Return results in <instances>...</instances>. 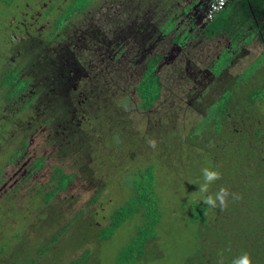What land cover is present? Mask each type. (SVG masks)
<instances>
[{"label":"rangeland","instance_id":"obj_1","mask_svg":"<svg viewBox=\"0 0 264 264\" xmlns=\"http://www.w3.org/2000/svg\"><path fill=\"white\" fill-rule=\"evenodd\" d=\"M42 3L49 1H0V264H68L82 253L81 264H118L144 219L134 213L110 231L111 216L131 200L135 171L151 164L159 221L156 238L134 264H217L220 253L225 264H231L235 256L250 250L261 252L252 257L253 264H260L264 260V249L259 248L260 243L264 246V102L251 105L248 95L264 80V63L256 71L264 44L254 39L234 52L228 37L215 39L210 44L214 57L201 60L203 73L195 82L184 75L185 63H181L183 72L179 65L173 66L179 41L173 45L172 34L160 36L136 54L140 63L151 50L164 49L168 56L158 69L162 95L151 111L139 108L140 98L132 94L138 81L134 77L120 86L124 97L111 99L118 93L102 86L108 97L99 106L93 101L87 104L84 108L92 110L87 116L73 111L55 124H38L36 119L44 111L41 102L30 109L15 96L5 97L1 80L10 54L8 35L21 36L26 28L34 31L47 12L49 19L58 17L54 8L43 11ZM41 11L40 21L34 22ZM227 47L233 51L232 60L215 64V56ZM221 68L224 71L216 75ZM223 89L227 95L233 91V96L218 131L210 107ZM149 139L157 141L155 149L149 147ZM41 156L44 164L34 170L33 163ZM58 165L74 179L49 204L45 190ZM204 167L222 174L212 192L223 186L243 199H230L225 211L196 200L193 193L202 182ZM199 210L204 212V223L195 218Z\"/></svg>","mask_w":264,"mask_h":264},{"label":"flooded vegetation","instance_id":"obj_2","mask_svg":"<svg viewBox=\"0 0 264 264\" xmlns=\"http://www.w3.org/2000/svg\"><path fill=\"white\" fill-rule=\"evenodd\" d=\"M48 1L41 4V9L54 8L58 17L49 19L47 12L34 31L26 28L21 36L18 32L10 33L6 42L10 54L5 68L18 70L25 80H32L19 100L25 103L34 97L33 108L42 97L36 80H49L48 101L52 113L60 107L67 114L68 107H73L72 113H68L70 116L73 111L76 116L91 114L92 110L84 107L92 101L94 106H99L108 97L102 93V86L118 93L111 99L124 97V91L119 92L120 86L134 77L141 79L149 56L161 55L157 71L163 60L167 62L164 49L163 52L151 50L152 54L141 63L136 58L137 53L147 50V43L164 35L172 34V44L178 41L181 44L177 45L179 50L173 66L179 65L183 72L181 63H185L184 75L189 81L197 82L203 73L201 60L210 55L214 57L210 44L223 36L206 34L212 20L207 19L211 0H88L84 8L76 5V0H59L54 6V0ZM43 11L32 20L40 21ZM65 13L69 14L57 25ZM44 72L47 73L44 75ZM136 84L132 86V94L137 93ZM140 109L146 113L151 111V108Z\"/></svg>","mask_w":264,"mask_h":264},{"label":"trees","instance_id":"obj_3","mask_svg":"<svg viewBox=\"0 0 264 264\" xmlns=\"http://www.w3.org/2000/svg\"><path fill=\"white\" fill-rule=\"evenodd\" d=\"M0 1L4 3L11 2V0ZM76 2V5H79L80 8H84L88 0H76ZM73 7L76 6L73 5ZM68 14L69 13H65L63 16H61L57 21V25L62 24L64 18ZM206 34L210 35V37L216 35H225L230 40L232 46L231 49L234 50V52L241 48L242 45L251 43L254 39H256L261 44H264V0H229L227 5L222 10H220L208 23L206 27ZM232 50H230L228 47L224 48L223 51L220 52L219 58L217 55L215 56V64L224 60L226 62L225 64L227 65L230 60H232L230 55L233 52ZM224 55H226V57L222 58ZM160 59L161 55L159 54L156 56H149L145 61L146 68L141 79H139L136 84V92L141 99L140 108H144L146 110L150 109L161 98L163 82L161 80L160 73L157 71ZM257 61L258 64L256 66V71H258L260 65L264 63V51L257 57ZM222 70L224 71L223 68L215 70V74L221 75L220 72ZM43 71L44 70H42V73ZM45 73L47 72H44V75ZM22 75L23 73L18 70L5 68V72L1 80V88H5L6 90L5 97H9V95H11L13 97L15 96L19 100V95H22V93L26 92L30 88L32 80H25ZM36 81L39 82V89L37 86L36 88L38 89L39 93H42L40 102L44 109V113L41 116L42 118L36 119V121L39 120L38 124L42 123V121H45L47 124H55L56 121L59 122L61 121L60 119H64L66 113H64L63 110H60L61 108L59 106V110L56 113H52L49 108V80ZM225 89H223V91L217 95L215 101L210 107V110H212L210 117L218 131L220 130V126L223 124V119L226 118V115L229 113L231 107L230 103L233 96V91H231L230 95H227V93L224 92L226 91ZM13 97L10 98L13 99ZM33 98H30L27 102H25L24 106L32 109L34 106ZM110 101V103H112L113 100ZM248 101L251 105L257 101L264 102V80L260 86L250 91L248 95ZM14 102L15 100L13 102L11 101V103ZM68 108V111L72 113L71 110L73 107ZM69 112H67L66 118L70 116L68 114ZM117 112L118 110L116 113ZM33 119H35V117ZM229 119H232L231 114L229 115ZM32 120L30 122L33 123ZM63 144L64 143H62V145ZM24 147H26L25 140L23 142V149ZM43 164L44 158L42 156L38 157L33 163L34 170H38ZM73 179L74 174L66 172L63 166H56L50 178V187L45 190L46 202L49 201L50 204L61 192L68 190ZM154 181V165H148L145 170H136L133 181L134 193L131 200L118 207L112 213L110 231H113L121 224V222L134 213H140L144 219V223L139 227L137 235L131 240L129 244L124 247L123 251L118 257V264H134L136 260L143 258L146 254L147 245L156 238V226L159 221L160 213L157 200L154 196ZM203 213V210H199L195 215V218L204 223L205 221L203 220ZM64 231L65 230L62 232L64 233ZM59 236L60 235H56L55 238L58 239ZM260 245L261 243L259 244V248L263 250L264 246L261 247ZM250 251L251 253L249 254L251 257H253L255 253L258 255V252H260L257 251L252 253V250ZM43 252L44 251L41 253ZM84 255L85 253H82L81 256L75 258L68 264H81L85 258ZM260 264H264V260Z\"/></svg>","mask_w":264,"mask_h":264},{"label":"clouds","instance_id":"obj_4","mask_svg":"<svg viewBox=\"0 0 264 264\" xmlns=\"http://www.w3.org/2000/svg\"><path fill=\"white\" fill-rule=\"evenodd\" d=\"M149 147L155 149L157 141L155 139L147 140ZM202 182H200L199 189L193 193L196 200L203 202L209 209H219L221 211L227 210L229 200L236 202L242 200L241 194L232 192L228 188L221 186L217 191L212 192L211 187L217 181L222 179L221 172L216 168L204 167L201 169ZM217 264H225L223 253L219 254ZM231 264H253L251 255L248 252H242L240 255L235 256Z\"/></svg>","mask_w":264,"mask_h":264},{"label":"built area","instance_id":"obj_5","mask_svg":"<svg viewBox=\"0 0 264 264\" xmlns=\"http://www.w3.org/2000/svg\"><path fill=\"white\" fill-rule=\"evenodd\" d=\"M229 0H211L208 8L207 19H213L214 16L222 10Z\"/></svg>","mask_w":264,"mask_h":264}]
</instances>
